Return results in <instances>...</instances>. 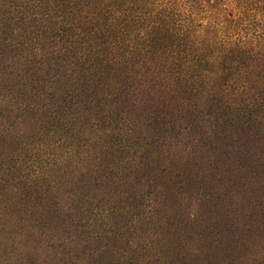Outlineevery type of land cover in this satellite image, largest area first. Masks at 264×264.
I'll use <instances>...</instances> for the list:
<instances>
[{"label": "trees", "instance_id": "16d2710c", "mask_svg": "<svg viewBox=\"0 0 264 264\" xmlns=\"http://www.w3.org/2000/svg\"><path fill=\"white\" fill-rule=\"evenodd\" d=\"M0 108V251L15 247L37 204V237L68 250L58 264L78 233L81 245L97 242L74 251L82 264H171L153 242L141 246L147 254H109L121 227L109 222L125 215L102 204L129 185L115 178L116 157L134 167L183 113L219 108L244 122L264 113V0H0ZM65 182L67 209L55 196ZM143 215L128 224L144 225ZM71 228L78 241L66 244L57 233Z\"/></svg>", "mask_w": 264, "mask_h": 264}, {"label": "rangeland", "instance_id": "374dc122", "mask_svg": "<svg viewBox=\"0 0 264 264\" xmlns=\"http://www.w3.org/2000/svg\"><path fill=\"white\" fill-rule=\"evenodd\" d=\"M221 112L202 108L198 114L176 117L178 124L163 128L160 137L151 140L146 158H136L134 167L126 168L129 155L116 157L120 170L115 178L129 185L117 192L118 198L102 204L104 211L125 215L109 222L121 226L111 256L124 251L133 256L136 250L147 254L141 246L153 242L152 252H163L171 264H264V113L254 111L251 121L244 122L235 111ZM223 114L230 121H223ZM0 125L6 126L2 120ZM67 182L55 195L64 209L73 204ZM142 193L152 200V210L135 206ZM140 210L144 225H129L130 214ZM35 211L18 224L15 247L0 251V264H58L55 258L68 252L58 247L60 241L37 237V227L45 225L37 221V204ZM82 223L83 232L110 234L109 224ZM70 232L57 234L66 244L69 237L78 241L76 230ZM78 235L80 242L87 238L86 233ZM100 241L103 246L105 240ZM80 242L64 254L66 264H82L74 251L88 253L97 245L92 238L88 244ZM51 246L59 249L54 252ZM157 259L146 257L152 263Z\"/></svg>", "mask_w": 264, "mask_h": 264}]
</instances>
